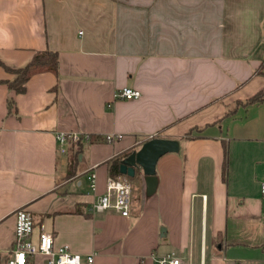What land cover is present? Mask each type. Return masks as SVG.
I'll list each match as a JSON object with an SVG mask.
<instances>
[{"label": "crops", "instance_id": "crops-1", "mask_svg": "<svg viewBox=\"0 0 264 264\" xmlns=\"http://www.w3.org/2000/svg\"><path fill=\"white\" fill-rule=\"evenodd\" d=\"M46 49L58 74L22 93L0 65V264L19 208L33 243L51 232L54 248L93 254L82 264H264V102L239 103L264 88V0H0V61ZM122 87L140 96L115 99ZM68 132L82 136L60 151ZM153 137L179 141L155 191L138 169L129 217L93 211L110 161Z\"/></svg>", "mask_w": 264, "mask_h": 264}, {"label": "built area", "instance_id": "built-area-1", "mask_svg": "<svg viewBox=\"0 0 264 264\" xmlns=\"http://www.w3.org/2000/svg\"><path fill=\"white\" fill-rule=\"evenodd\" d=\"M140 96V91L130 87H122L115 94V99L132 100ZM81 133L68 132L58 133L57 140L61 145L60 151H65L68 139L78 141ZM113 139V134L107 136ZM87 179L91 190H95V174L88 173ZM260 191L264 193V182L260 184ZM132 187L126 175L109 176L106 182V190L92 205V210L102 212L108 209L114 210L122 217H129ZM33 230V219L29 210L19 208L15 212L14 239L11 254L5 264H27L36 254L45 257L47 264H82L83 260L93 262V254L82 256L70 250L67 245L54 248L53 234L41 230L36 243H33L31 234ZM158 264H183L174 253H168L158 259Z\"/></svg>", "mask_w": 264, "mask_h": 264}, {"label": "trees", "instance_id": "trees-1", "mask_svg": "<svg viewBox=\"0 0 264 264\" xmlns=\"http://www.w3.org/2000/svg\"><path fill=\"white\" fill-rule=\"evenodd\" d=\"M264 62V61H263ZM0 65L9 73L14 74L15 77L12 80L3 81L9 89L15 91L16 93H22L25 90L26 82L31 76L41 72H52L58 74L59 60L56 51L51 50H41L35 51L28 63L20 68H10L4 65L0 61ZM264 102V88L257 91L254 95L245 101L239 102L242 105H253L261 104ZM12 103L9 101L8 105ZM130 152V151H129ZM129 152L125 153L122 157L115 158L110 161V174L115 177L121 175L119 171V164L121 160L126 157ZM227 149L225 148V158L223 163V173L226 175L227 171ZM72 173V172H71Z\"/></svg>", "mask_w": 264, "mask_h": 264}, {"label": "water", "instance_id": "water-1", "mask_svg": "<svg viewBox=\"0 0 264 264\" xmlns=\"http://www.w3.org/2000/svg\"><path fill=\"white\" fill-rule=\"evenodd\" d=\"M178 151L179 141L176 139L150 138L144 141L138 150L132 151L121 160L119 171L123 175L133 177L136 170L141 169L148 185L147 192L151 194L155 191L156 186L155 166L157 160L166 153ZM161 232H165V229L161 228Z\"/></svg>", "mask_w": 264, "mask_h": 264}]
</instances>
